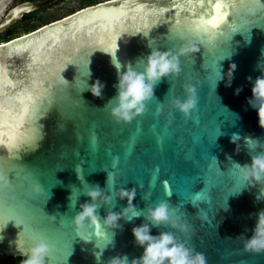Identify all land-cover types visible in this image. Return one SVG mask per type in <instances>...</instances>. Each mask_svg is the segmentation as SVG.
Returning a JSON list of instances; mask_svg holds the SVG:
<instances>
[{"label": "water", "instance_id": "obj_1", "mask_svg": "<svg viewBox=\"0 0 264 264\" xmlns=\"http://www.w3.org/2000/svg\"><path fill=\"white\" fill-rule=\"evenodd\" d=\"M57 1L17 3L0 22V33L25 13ZM236 2V10L228 9L226 22L211 40L188 27L186 20L195 19L194 12L182 10L177 16L172 0H105L0 43V77H7L0 78V107H18L14 97L25 87L48 89L52 97L51 105L45 101L36 121L37 135L42 133L38 147L24 145L18 150L14 162L21 179L0 193V251L23 256L20 245L25 239V225L9 220L3 202L30 194L38 196L29 199V204L39 207L41 213L34 214L39 216L40 226L58 231L44 234L56 245L49 253L50 264H107L116 255H126L129 261L139 257L143 249L134 244L131 228L143 222V215L131 221L121 219L122 228L106 230L109 239L103 248L97 245L95 228L86 242L69 226L80 205L89 200L84 195L85 184L99 185L111 194L107 175L118 158L116 189H136L132 203L137 211L165 201L170 209L178 210L182 222L190 225L187 233L167 226L153 227V235L173 231L190 248L204 253L207 264H264V253L243 249L244 237L252 234L257 213L264 210V185L249 186L234 167L251 162L245 137L264 140L257 113L246 103L252 87L247 77L254 80L261 75L256 64L264 50V16L249 17L246 6L240 0ZM122 4L127 5V14L115 22L107 18L82 22L77 17L86 10L119 8ZM163 8L167 10L160 12ZM144 24L149 27L145 29ZM240 24H246V32H233L229 27ZM113 35L117 47L106 52L100 41ZM183 38L200 51L180 57L179 78H162L155 87L154 99L147 104L148 110L130 124L114 122L104 106L117 92V64L119 72L129 66L136 68L153 48L176 52L185 43ZM213 61L221 76L230 64H236L231 87H225L224 79L216 80L217 76L208 81ZM61 64L59 73L53 76ZM97 79L105 85L100 98L86 89ZM184 84L194 85L199 99L188 120L171 107L173 98H184ZM238 87L242 91L234 95ZM158 106L162 109L159 113ZM93 133L98 137L95 145L90 144ZM233 137L238 139L234 141ZM9 157L7 148L0 147V167L10 164ZM210 160L212 168L207 166ZM157 168L159 177L153 182ZM9 174L12 180L13 174ZM166 180L170 181V195L163 189ZM38 184L39 194L32 193V187ZM141 184L143 187H138ZM149 191L151 198L146 201L143 196ZM201 191L204 196L197 200ZM126 206V199L115 200L111 207L101 204L98 215L102 221L108 211L119 212Z\"/></svg>", "mask_w": 264, "mask_h": 264}, {"label": "clouds", "instance_id": "obj_2", "mask_svg": "<svg viewBox=\"0 0 264 264\" xmlns=\"http://www.w3.org/2000/svg\"><path fill=\"white\" fill-rule=\"evenodd\" d=\"M243 3L246 5L245 12L249 17H257L259 14L264 13V0H243ZM183 39L185 43L176 52L171 50L159 51L153 48L146 58L138 62L136 68L129 66L126 71L119 72L120 66L117 64L118 80L114 85L117 92L104 106L108 108V115L113 121L130 124L148 110L147 104L154 99L155 87L162 78H179L182 72L180 57H187L200 51L198 47L192 45L185 38ZM138 67L142 70H137ZM256 68L261 75L254 80L251 76L247 77L252 87L251 97L247 98L246 103L256 111L258 125L264 129V50L261 51ZM235 70L236 64H230L228 71L223 76L218 71L216 80L224 79L225 87H231ZM65 82L68 83L66 80ZM104 87L105 85L97 79L91 85H87L86 89L94 97L100 98ZM241 91L242 88H236L234 95H239ZM183 93V99L175 97L171 100V107L181 113L184 119L188 120L191 119V113L196 108L199 99L196 87L192 84H184ZM109 105L111 107H108ZM160 111L161 108L158 106L157 113ZM236 139L238 137H233L234 141ZM245 141L251 154V162L243 165L236 163L234 167L239 170L249 186L264 185V140L248 136L245 137ZM257 149L260 151L257 152ZM237 151H239V145ZM116 163H118V158ZM116 163L113 164L114 170L109 171L107 175L106 183L110 195L106 194L105 190L99 185L88 186L85 184L84 195L89 197V200L82 203L80 210L71 218L69 225L71 229L87 242L90 239H84L83 237L85 234L92 233L91 230L96 229L98 225L103 226L104 232L106 230L110 231L122 228L119 223L121 219L131 221L134 217L143 215V222L131 228L134 244L143 249L142 254L130 261L126 255H116L107 264H207L204 253L190 248L187 242L178 239L173 231H161L157 235L152 234V228L158 226H167L175 231L187 233L190 231V225L182 222L180 217L174 215L165 201L148 205L142 212L137 211L132 203L136 196V189L124 187L116 189L119 174ZM77 167L80 168L79 165ZM10 186L11 175L0 172V192ZM138 187L142 188L143 185H138ZM31 192L39 194L40 186H33ZM150 198V191L143 196L146 201ZM117 199H126L127 206L119 212L108 211L101 221L98 215L100 205L111 207ZM225 210H227L226 207ZM203 218L206 219V216ZM54 248L55 245L49 243L45 236L38 235L30 245L21 250L24 257L21 264H50L49 253ZM243 249L249 253H264V210L257 213L252 234L244 237ZM96 255L99 260L100 254L97 253Z\"/></svg>", "mask_w": 264, "mask_h": 264}, {"label": "snow or ice", "instance_id": "obj_3", "mask_svg": "<svg viewBox=\"0 0 264 264\" xmlns=\"http://www.w3.org/2000/svg\"><path fill=\"white\" fill-rule=\"evenodd\" d=\"M240 3L241 5L246 6L243 3V0H240ZM172 6L177 9L178 17L180 16L182 10L194 12L196 18L186 20L188 27L190 29L194 28L207 34V38L211 40L212 37L216 35V30H218L221 25L226 22V18H228V9H232L234 11L236 10L237 2L236 0H172ZM166 10V8L159 9L160 12ZM211 10H214V14H212ZM126 14L127 5L122 4L119 8H97L95 11L86 10L83 15L77 14V17L82 22L87 20L88 18H107L110 21L115 22L120 20V18L125 16ZM206 16L208 18H205ZM258 16H264V13H261ZM177 23H180L179 19L177 20ZM143 27L147 29L149 25L144 24ZM229 27L233 32L241 30H243L244 32L247 31L246 24L230 25ZM136 30L139 31V29ZM180 35H182V33H180ZM100 43L104 46V50L106 52L117 47L115 35H113V37L110 39L100 41ZM216 61H213V63L209 65V68H211V72L208 74L207 79L210 83L214 76H218ZM61 67L62 64L58 65L52 72V75L57 76ZM0 78L5 80L7 79L6 76ZM14 99L18 101V107H14L11 109L0 107V147L7 148L10 154L9 159L11 161L8 166L0 167V172L13 174L11 186L13 182H17L21 179V175L17 174L18 164L14 162L16 160L18 150L21 146L24 145L38 147V142L39 139L42 138V133L40 134V136L37 135L38 130L36 128V121L41 112L44 111L45 101H47L49 105H51L52 103V97L50 96L48 89L37 88L36 86H33L32 88L25 87L15 95ZM97 142L98 137L95 135V133H93V135L90 137V144L95 145ZM207 166L209 168L213 167V163L211 160L207 162ZM215 168L218 169L219 172H221L219 168H217V163H215ZM159 171V168L155 169L154 175L152 177L153 182L157 181L159 177ZM228 177L232 178L231 175H229ZM219 184L222 183H217V185ZM38 185L40 186V184ZM163 189L166 194H171L170 181L166 180L163 182ZM3 192L4 191L0 193ZM203 196L204 193L203 191H201L200 195H198L196 199L200 200L203 198ZM208 197L209 202H211V191H209ZM37 198L38 196L34 197L28 194L26 197L12 196L9 197L7 201L3 202L9 220H15L16 223L25 225V239L20 245V250L30 245L38 235L44 236L45 233L58 232H50L48 229L40 226V218L38 215L34 214L36 212L41 213L39 211V207L29 204V199L36 200ZM171 210L174 215L179 217V212L176 208H172ZM25 219L28 221L27 224H25ZM92 235L93 234L90 233L83 238L91 239ZM95 235L99 237V239L97 240V245L100 248H103L108 242L109 237L105 235L104 229H102L99 225L95 229ZM67 256L65 258H67Z\"/></svg>", "mask_w": 264, "mask_h": 264}, {"label": "rangeland", "instance_id": "obj_4", "mask_svg": "<svg viewBox=\"0 0 264 264\" xmlns=\"http://www.w3.org/2000/svg\"><path fill=\"white\" fill-rule=\"evenodd\" d=\"M21 1L22 0H0V22H2L5 18H7L14 5H16ZM98 1H105V0H98ZM86 5L87 3L85 0H62L58 4L53 5L52 7L46 10L38 12L36 15H38L39 21L36 22H38L39 25L48 23L50 21L59 19L65 15H68ZM24 24L25 22L21 21V19L17 20V22L14 24L15 29L22 30V26ZM6 260L7 259L1 254L0 251V264H4Z\"/></svg>", "mask_w": 264, "mask_h": 264}, {"label": "trees", "instance_id": "obj_5", "mask_svg": "<svg viewBox=\"0 0 264 264\" xmlns=\"http://www.w3.org/2000/svg\"><path fill=\"white\" fill-rule=\"evenodd\" d=\"M22 1H34V0H22ZM61 1L62 0H58L56 3H53L52 5H50L48 7H43V8H40V9L36 10V11L25 13L20 18L21 21L25 22V24L22 26V30H17V29H15V26L12 25L11 27H9L6 30V32L4 31V32L0 33V43L8 41L9 39H12V38L17 37V36H19L21 34L27 33L29 31H31L33 29H36L37 27L43 25V24L39 25L38 22H36V21H39L38 15H36V14L38 12H40V11L48 9L49 7H52L54 4H58ZM85 1H86L87 5L99 2L98 0H85ZM1 254L7 259L4 264H21V262H22V260L24 258L23 256L6 255L2 251H1ZM14 257H15V259H14Z\"/></svg>", "mask_w": 264, "mask_h": 264}, {"label": "flooded vegetation", "instance_id": "obj_6", "mask_svg": "<svg viewBox=\"0 0 264 264\" xmlns=\"http://www.w3.org/2000/svg\"><path fill=\"white\" fill-rule=\"evenodd\" d=\"M54 5H56V4H54ZM50 8V7H49Z\"/></svg>", "mask_w": 264, "mask_h": 264}]
</instances>
